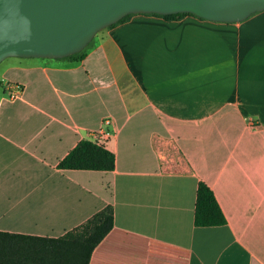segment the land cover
Here are the masks:
<instances>
[{
	"label": "crops",
	"instance_id": "crops-1",
	"mask_svg": "<svg viewBox=\"0 0 264 264\" xmlns=\"http://www.w3.org/2000/svg\"><path fill=\"white\" fill-rule=\"evenodd\" d=\"M88 44L80 60L12 59L22 92L0 96V231L58 237L110 205L88 264H264V10L137 13ZM105 118L114 168H59ZM199 181L225 224H194Z\"/></svg>",
	"mask_w": 264,
	"mask_h": 264
},
{
	"label": "water",
	"instance_id": "water-1",
	"mask_svg": "<svg viewBox=\"0 0 264 264\" xmlns=\"http://www.w3.org/2000/svg\"><path fill=\"white\" fill-rule=\"evenodd\" d=\"M261 10L264 0H0V62L70 56L128 14L191 13L230 23Z\"/></svg>",
	"mask_w": 264,
	"mask_h": 264
},
{
	"label": "trees",
	"instance_id": "trees-1",
	"mask_svg": "<svg viewBox=\"0 0 264 264\" xmlns=\"http://www.w3.org/2000/svg\"><path fill=\"white\" fill-rule=\"evenodd\" d=\"M150 14L166 20H176L186 15L197 17L191 13ZM131 15L124 16L108 27L125 21ZM83 51L84 49L66 58L80 60L84 56ZM58 167L112 170L114 155L102 144L81 140L58 162ZM225 223V216L213 191L206 183L199 181L194 205V224L216 226ZM112 225L113 210L110 205H106L82 224L58 237L0 231V264H88L92 250L108 233Z\"/></svg>",
	"mask_w": 264,
	"mask_h": 264
},
{
	"label": "built area",
	"instance_id": "built-area-1",
	"mask_svg": "<svg viewBox=\"0 0 264 264\" xmlns=\"http://www.w3.org/2000/svg\"><path fill=\"white\" fill-rule=\"evenodd\" d=\"M22 92V86L19 84H14L11 82H7L6 84H3V93L6 95V97L10 100L20 96ZM110 123L109 118H105L102 121V124L99 128L95 130H89V141L96 142L98 144H102L105 146L106 142L109 139V135L107 133V125Z\"/></svg>",
	"mask_w": 264,
	"mask_h": 264
},
{
	"label": "rangeland",
	"instance_id": "rangeland-1",
	"mask_svg": "<svg viewBox=\"0 0 264 264\" xmlns=\"http://www.w3.org/2000/svg\"><path fill=\"white\" fill-rule=\"evenodd\" d=\"M99 32H97L96 34L98 35ZM97 35L92 38L93 41L95 40ZM13 58L14 57L12 56L7 57L0 62V96L2 95L3 84H6L7 82L12 83V59Z\"/></svg>",
	"mask_w": 264,
	"mask_h": 264
}]
</instances>
